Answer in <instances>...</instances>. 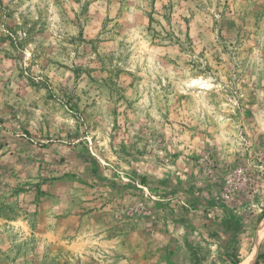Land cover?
<instances>
[{
    "label": "rangeland",
    "instance_id": "rangeland-1",
    "mask_svg": "<svg viewBox=\"0 0 264 264\" xmlns=\"http://www.w3.org/2000/svg\"><path fill=\"white\" fill-rule=\"evenodd\" d=\"M244 261L264 0H0V264Z\"/></svg>",
    "mask_w": 264,
    "mask_h": 264
},
{
    "label": "bare ground",
    "instance_id": "bare-ground-1",
    "mask_svg": "<svg viewBox=\"0 0 264 264\" xmlns=\"http://www.w3.org/2000/svg\"><path fill=\"white\" fill-rule=\"evenodd\" d=\"M262 230H263V228H262ZM241 264H246V261L242 262Z\"/></svg>",
    "mask_w": 264,
    "mask_h": 264
}]
</instances>
